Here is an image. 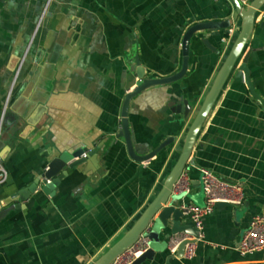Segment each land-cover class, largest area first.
Segmentation results:
<instances>
[{
  "label": "crops",
  "instance_id": "crops-1",
  "mask_svg": "<svg viewBox=\"0 0 264 264\" xmlns=\"http://www.w3.org/2000/svg\"><path fill=\"white\" fill-rule=\"evenodd\" d=\"M234 10L232 0H0V158L8 172L0 184V264H93L133 225L159 193L239 31ZM226 20L230 27L192 37L182 79L132 99L138 154L174 138L149 162L133 160L117 134L141 69L147 78L177 73L186 31ZM247 52L252 85L264 99V9ZM243 59L198 135L187 169L190 196L179 206L205 204L201 168L241 183L244 201L203 218L193 257L167 262V248L143 264H264V250L237 249L252 217L264 214V106L251 94ZM184 100L187 115L172 109ZM80 148L86 160L61 169L45 192L44 169Z\"/></svg>",
  "mask_w": 264,
  "mask_h": 264
},
{
  "label": "water",
  "instance_id": "water-1",
  "mask_svg": "<svg viewBox=\"0 0 264 264\" xmlns=\"http://www.w3.org/2000/svg\"><path fill=\"white\" fill-rule=\"evenodd\" d=\"M232 1L235 6L233 19L241 21L239 31L236 34L234 41L207 95L194 115L191 125L185 135L182 149L179 152L174 165L171 167L167 176L165 177L163 185L156 197L142 211L133 225L114 244H112L105 252H103L93 264H110L116 257L135 244L140 235L144 233L145 230L150 231V248L141 256H139L133 264H143L148 259L152 260L155 257L156 252H163L167 248L170 249L171 238L179 233H185L194 239L191 240L187 238L183 240L179 244L176 253L168 256L167 262L175 257L183 258L186 244L196 242V239L200 237V230L197 227H195L193 224L184 222L185 213L179 206L182 195H177L174 193V185L178 181L183 171L188 169V167L193 163L192 153L198 135L201 132L213 108L215 107V104L218 101V98L220 97V94L227 81L231 77L233 71L239 67L243 56V64H241L240 69L242 70L244 78L248 83L251 94L264 106V99L256 92L252 85L250 71L247 66L249 54L248 52L245 53L255 26L258 13L264 9V0H248L247 4L243 3L242 0ZM230 26L231 20L220 22H201L191 26L186 31L183 40L182 68L180 71L171 76L163 78H147L144 76L141 69L136 88L130 91L124 100L122 109V129L117 134V138H124L128 154L133 160L140 163L149 162L158 154H160L166 147H168L174 141V138L168 137L158 147L147 154H138L134 147L129 123V109L132 99L151 86L170 84L182 79L186 75L189 64L190 43L195 33L204 30L227 28ZM203 42L207 46H210L208 39H204ZM137 64H140L139 58H137ZM183 104L184 108H182L183 106L181 102H175L172 109L178 113L183 112L187 115L190 111V105L185 100ZM86 150V148H80L72 153L65 152L52 160L47 169H44L42 175L44 178V191L49 193L55 188V185L59 183V180L66 173L63 171V173L60 174L61 169L66 167L74 169L81 165L86 160ZM36 186L37 184L28 189V192L34 190ZM229 205L230 204L228 203L219 202L216 204V208ZM163 231L165 232L164 238L167 241L166 245H161L158 241V236Z\"/></svg>",
  "mask_w": 264,
  "mask_h": 264
},
{
  "label": "built area",
  "instance_id": "built-area-1",
  "mask_svg": "<svg viewBox=\"0 0 264 264\" xmlns=\"http://www.w3.org/2000/svg\"><path fill=\"white\" fill-rule=\"evenodd\" d=\"M242 2L247 4L248 0H242ZM200 174L205 204L200 206L193 203H182L180 208L191 217L193 225L200 230L201 235L203 218L216 209V204L224 202L231 206L241 205L244 201V189L241 183L223 179L208 168H201ZM7 177L8 172L0 158V184L4 183ZM190 190V181L186 169L174 185V193L185 196L190 193ZM147 231L145 230L135 244L116 257L110 264H133L139 256L150 248V240L145 235ZM187 238L194 239L185 233L176 234L171 238L170 250L172 254L176 253L179 244ZM197 240L198 238L196 242L186 244L184 257L191 258L194 256ZM237 249L241 254H251L264 250V214H256L252 217L248 228L241 236Z\"/></svg>",
  "mask_w": 264,
  "mask_h": 264
},
{
  "label": "rangeland",
  "instance_id": "rangeland-1",
  "mask_svg": "<svg viewBox=\"0 0 264 264\" xmlns=\"http://www.w3.org/2000/svg\"><path fill=\"white\" fill-rule=\"evenodd\" d=\"M203 194H204V191H203ZM181 195L183 196L184 194H181ZM186 195H189V196H190V193H188V194H186ZM200 206H203V205H200ZM149 232H150V231H147V232L145 233V235L148 236L149 240H151V239H150V236H149Z\"/></svg>",
  "mask_w": 264,
  "mask_h": 264
}]
</instances>
